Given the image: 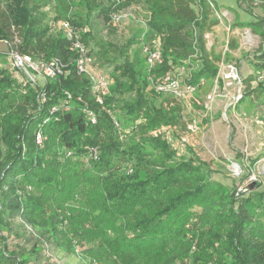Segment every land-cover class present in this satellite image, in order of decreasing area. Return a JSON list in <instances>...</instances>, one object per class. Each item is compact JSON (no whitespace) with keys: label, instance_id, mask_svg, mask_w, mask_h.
Returning a JSON list of instances; mask_svg holds the SVG:
<instances>
[{"label":"trees","instance_id":"1","mask_svg":"<svg viewBox=\"0 0 264 264\" xmlns=\"http://www.w3.org/2000/svg\"><path fill=\"white\" fill-rule=\"evenodd\" d=\"M136 3L147 10V40L161 41L164 64L157 74L192 52L193 24L201 37L217 24L205 4L198 22L190 0H0V42L17 37L21 53L36 60L58 58L68 72L43 86L21 87L9 67L0 66V264H57L62 252L81 255L86 264H127L131 254L138 264H178L185 258L192 264H264V192L237 195L210 177L214 173L206 163L195 164L194 154L178 158L171 143L152 137L162 126L181 124L182 107L148 91L141 50L128 56L139 46L142 28L120 49L90 28L97 16L116 32L113 15ZM46 7H53L54 22L72 23L96 61L113 67L102 103L90 80L77 73L76 54L63 33L52 34ZM234 25L260 37L255 66L264 73V18L236 19ZM237 48L231 41L230 50ZM111 52L123 62L117 64ZM204 57L194 83L218 75ZM256 79L244 80L241 101L249 97L264 105V87H251ZM215 203H225V212H214ZM67 204L72 207L64 208ZM58 208L64 209L57 213Z\"/></svg>","mask_w":264,"mask_h":264},{"label":"rangeland","instance_id":"2","mask_svg":"<svg viewBox=\"0 0 264 264\" xmlns=\"http://www.w3.org/2000/svg\"><path fill=\"white\" fill-rule=\"evenodd\" d=\"M217 3L218 11H228L230 13L229 18L231 22L226 21L223 26L231 24L232 31L229 34V38L230 41H236L238 48L231 51V57L228 62L237 67L241 83L237 85L234 82L232 85H229L228 81L221 77L216 82V77L215 80L207 81L206 85L194 95L191 101L192 107L184 110L185 112L183 113L186 121L194 120V126L196 127L194 131L196 132H194V135L188 136L189 144H194V148L191 150L182 145L180 141H176L177 157L188 159L194 154L195 164L206 163L210 168V172L214 173L210 177L229 186L231 192L236 189L237 195L240 194L241 196L255 191L263 193L264 105L258 100L249 97H244V100L241 101L246 90L244 80L249 76L257 78L256 81L251 83L252 89L259 88L260 86L264 87V73H260L255 66V64L259 63L255 59V55H257L256 50L261 43V39L250 28L239 27L234 24L236 19L240 23H252L264 18V0H253V3L243 2L242 4H239L238 0H217ZM43 12L49 14L47 24L51 26L52 34L58 32V22L53 21L55 17L53 7H46L43 9ZM125 13H129L132 17L129 20L121 21L119 23L120 27L115 28L116 32H111L102 18L93 16L90 27L93 34L97 38L111 42L120 49L134 35L135 29L142 28L145 18H147L146 7L141 3H136L131 8L122 12V14ZM245 32L248 33V37L249 34L251 36L252 44L254 45L252 48L249 45L246 47L243 45L242 40ZM215 34H217L216 42H218V46L215 47V52H217L222 49L221 42L225 41L228 35L222 26L215 30ZM139 50L140 46L133 47L128 52L130 59ZM8 53L9 48L7 44L3 41L0 42V66L9 67ZM110 55V57L116 58L117 64L123 62V58L117 53L111 52ZM138 56L144 65L142 53H139ZM97 62L99 63L98 69L102 74H110L112 72L113 67L104 64L98 58ZM219 81H221V84ZM47 82L44 79H40L38 84L43 86ZM19 84L21 87L26 85L24 82H19ZM20 89L22 90V88ZM19 95L20 93L17 92L13 97L18 98L17 96ZM210 95L213 96V99L208 100V96ZM240 95L242 97L237 101ZM16 102L19 103L17 100ZM119 115L120 113L116 114V116ZM57 150L61 152L64 158L71 157V153L69 154L68 152L65 155L63 149L57 148ZM89 160V158H84L86 164L89 163ZM257 183L262 186L260 188L255 186L252 189L253 185ZM216 201H219V199ZM221 201L223 202V200ZM70 207H72L70 204L64 206L66 209H70ZM64 208H58L57 213H60ZM196 210L198 211V209H194V211ZM213 210L218 213L225 212L226 205L225 203L219 205L215 203ZM66 212L68 214L69 210ZM214 216L216 215L214 214ZM131 257L132 254L128 257L127 264H138ZM58 259L57 264H86L83 263L81 255L67 256L65 252L60 253ZM103 264H111V261L103 262Z\"/></svg>","mask_w":264,"mask_h":264},{"label":"built area","instance_id":"3","mask_svg":"<svg viewBox=\"0 0 264 264\" xmlns=\"http://www.w3.org/2000/svg\"><path fill=\"white\" fill-rule=\"evenodd\" d=\"M192 7L197 11V21L202 22L205 9L203 5L205 4L207 8V13L210 21H216L217 24L211 27L210 30L206 31L201 37L198 28L193 24V41H192V52L188 55L185 61L180 65H173L168 71L162 74H157L155 71L163 66L164 58L161 47V41L157 37L151 41L147 40L148 28L143 23L142 34L139 37L140 41V50L143 55L146 69L148 72V91H152L155 94L163 97L170 98L173 103L179 104L182 107V123L181 124H172L167 126H162L155 131L151 132L152 137H162L171 143L174 150L175 142L180 141L182 145L193 150L194 144H189V137L194 135V120L186 121L184 116V110H188L191 105V101L194 98V95L202 89L207 81L204 77L196 83L193 82L195 74L201 69V64L204 61V56L211 62H214L218 69L217 81L221 77L228 81L229 85H232L234 82L238 85L241 83V79L238 75V69L235 65L229 64L227 56L231 54L230 50V38L229 34L232 31V26L229 24L225 25L226 21H230V13L228 11L221 12L218 11L217 0H190ZM125 11V10H124ZM121 11L117 14H114L112 17V24L115 28H119V23L123 20L131 19L129 13L122 14ZM132 20L135 21L134 18ZM231 22V21H230ZM59 31L63 33L65 38L70 43L71 51L76 54L75 67L79 75L87 77L92 85V92L96 97L97 102L102 103V95L106 93L109 89V86L112 83L110 74H102L100 72L99 64L96 59L92 56L89 48L82 42L80 33L72 25L68 19H64L58 22ZM223 27L224 31L227 33L228 37L225 38V41L221 42L222 49L215 52V47L218 46L216 42L217 34L215 30L219 27ZM243 45H247L252 48L251 36L245 32L243 37ZM9 48V69L12 71L13 76L18 82H24L32 86H38L39 80L44 79L46 81L55 80L61 76H66L68 74L66 66L64 63L58 59L54 58L50 61L36 60L33 56L28 54H23L18 49L17 45L20 43L19 38L16 37L14 42L4 41ZM242 44V42H241ZM201 45L204 46L206 54L203 53ZM241 95L238 96L237 101L241 99ZM68 99H71V95H68ZM213 99V96H208V100ZM42 101H45V98H42ZM172 105V104H171ZM167 108V104L165 105ZM57 110L56 107L52 108V112ZM86 113L89 116V119L92 123L96 122L95 116L92 112L86 110ZM115 126L119 127L118 122L115 121ZM183 130V131H182ZM43 136L41 132L37 133V144L41 145L43 143ZM177 151V150H176ZM70 154V153H69ZM27 229L33 232L32 228L27 226ZM34 236H36L35 232ZM194 244L192 246V252H194ZM77 254L80 253V250H76ZM50 257L51 254L48 253ZM100 264V263H95ZM178 264H192V261L189 258H185L182 261H179Z\"/></svg>","mask_w":264,"mask_h":264},{"label":"water","instance_id":"4","mask_svg":"<svg viewBox=\"0 0 264 264\" xmlns=\"http://www.w3.org/2000/svg\"><path fill=\"white\" fill-rule=\"evenodd\" d=\"M255 186H256V185H253L252 189H254V188H255Z\"/></svg>","mask_w":264,"mask_h":264}]
</instances>
